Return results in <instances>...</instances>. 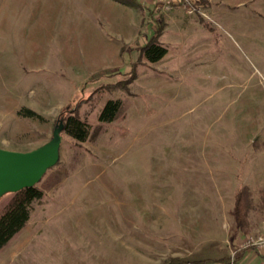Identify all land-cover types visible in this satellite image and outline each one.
Masks as SVG:
<instances>
[{
    "label": "rangeland",
    "instance_id": "rangeland-1",
    "mask_svg": "<svg viewBox=\"0 0 264 264\" xmlns=\"http://www.w3.org/2000/svg\"><path fill=\"white\" fill-rule=\"evenodd\" d=\"M112 1L0 0V147L45 144L67 107L92 128L63 133L0 264H236L264 229V0ZM159 29L168 52L149 62L139 48ZM104 34L116 63L92 59ZM110 99L124 115L102 123Z\"/></svg>",
    "mask_w": 264,
    "mask_h": 264
},
{
    "label": "trees",
    "instance_id": "trees-1",
    "mask_svg": "<svg viewBox=\"0 0 264 264\" xmlns=\"http://www.w3.org/2000/svg\"><path fill=\"white\" fill-rule=\"evenodd\" d=\"M160 29L155 32L150 40L141 48H139L140 55L149 62H157L162 59L168 52V49L159 41ZM124 52L125 50L122 49ZM128 54H130L128 52ZM132 70L130 78L124 84L128 85L136 75V65L131 64ZM110 85H113L110 83ZM125 104L121 99L108 100L99 115V121L102 123H109L124 115ZM20 115L28 117L42 116L29 108H22L19 111ZM59 120L64 121L63 133L73 137L77 142H84L92 135V128L89 123L77 116L76 111L69 110L68 107L60 113ZM43 197V191L37 185L26 187L18 192L13 193V197L7 205L0 212V250L5 247L12 238L21 231L28 223L33 209V202ZM244 190H240L236 194L235 215L238 227L242 232L248 231L246 219ZM230 258V257H229ZM230 263V260L227 259ZM191 260L182 257H173L165 264H191Z\"/></svg>",
    "mask_w": 264,
    "mask_h": 264
},
{
    "label": "water",
    "instance_id": "water-1",
    "mask_svg": "<svg viewBox=\"0 0 264 264\" xmlns=\"http://www.w3.org/2000/svg\"><path fill=\"white\" fill-rule=\"evenodd\" d=\"M64 125V121L59 120L52 138L35 149L18 151L0 147V199L6 194L37 185L44 174L58 163Z\"/></svg>",
    "mask_w": 264,
    "mask_h": 264
},
{
    "label": "crops",
    "instance_id": "crops-1",
    "mask_svg": "<svg viewBox=\"0 0 264 264\" xmlns=\"http://www.w3.org/2000/svg\"><path fill=\"white\" fill-rule=\"evenodd\" d=\"M107 6L116 7L117 5L112 0H103ZM96 26V25H95ZM105 35V34H104ZM100 40L98 44H96L93 48L94 51L92 52V59L96 58V60H93L95 64H101V61L104 59L106 63L112 64L116 63L118 60V50L119 48L113 44V46L109 45V39L108 36H104ZM115 58V60H114ZM235 252H230V254H234ZM228 255H225L223 257L216 258L217 260H207L200 264H228ZM236 264H264V248L258 249L255 247L246 248L238 252V256L236 258Z\"/></svg>",
    "mask_w": 264,
    "mask_h": 264
},
{
    "label": "built area",
    "instance_id": "built-area-1",
    "mask_svg": "<svg viewBox=\"0 0 264 264\" xmlns=\"http://www.w3.org/2000/svg\"><path fill=\"white\" fill-rule=\"evenodd\" d=\"M179 2H184L185 4H187L189 2V0H154V3L159 4H170V3H179ZM193 8H190L191 11L196 10L197 8L193 5ZM251 247H255L258 249L264 248V229L263 231L257 235V236H251V237H247L244 242L241 244V249H246V248H251ZM235 253L232 256V259L230 260L229 264H235Z\"/></svg>",
    "mask_w": 264,
    "mask_h": 264
}]
</instances>
